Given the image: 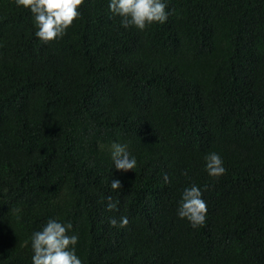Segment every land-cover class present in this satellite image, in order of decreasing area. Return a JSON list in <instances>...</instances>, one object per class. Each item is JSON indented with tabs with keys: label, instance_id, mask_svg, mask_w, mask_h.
Masks as SVG:
<instances>
[{
	"label": "trees",
	"instance_id": "obj_1",
	"mask_svg": "<svg viewBox=\"0 0 264 264\" xmlns=\"http://www.w3.org/2000/svg\"><path fill=\"white\" fill-rule=\"evenodd\" d=\"M109 2L83 0L45 43L30 9L0 0V264H32L50 218L72 224L82 264H264V0H163L167 21L143 30ZM192 185L195 228L177 215Z\"/></svg>",
	"mask_w": 264,
	"mask_h": 264
},
{
	"label": "clouds",
	"instance_id": "obj_2",
	"mask_svg": "<svg viewBox=\"0 0 264 264\" xmlns=\"http://www.w3.org/2000/svg\"><path fill=\"white\" fill-rule=\"evenodd\" d=\"M15 3L30 9L37 28L35 35L47 43L66 34V30L80 16L78 9L83 0H15ZM108 7L113 15L121 18L120 23L125 28L143 30L148 24L165 23L168 18L167 5L163 0H110ZM110 155L113 166L118 170H133L136 167V159L129 153L126 144L113 142ZM204 159L209 176L219 177L226 171L218 153L210 152ZM183 174L187 175L186 172ZM164 182L169 183L167 174ZM110 185L114 190L121 188L119 179H113ZM108 199L107 210H117V204L111 202L110 197ZM206 213L207 205L200 188L196 185L186 187L178 204V217L187 219L195 228L204 224ZM109 223L117 226L115 218H111ZM128 223L127 217H120L119 227H126ZM71 228V223L65 225L50 218L41 230L34 231L31 235L32 264H82L74 247L78 235H69Z\"/></svg>",
	"mask_w": 264,
	"mask_h": 264
}]
</instances>
